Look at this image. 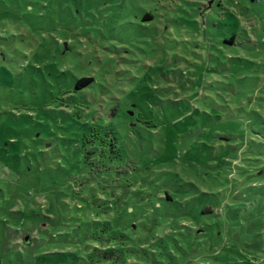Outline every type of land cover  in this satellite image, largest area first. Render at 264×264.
<instances>
[{"label":"rangeland","instance_id":"rangeland-1","mask_svg":"<svg viewBox=\"0 0 264 264\" xmlns=\"http://www.w3.org/2000/svg\"><path fill=\"white\" fill-rule=\"evenodd\" d=\"M0 264H264V0H0Z\"/></svg>","mask_w":264,"mask_h":264},{"label":"trees","instance_id":"trees-1","mask_svg":"<svg viewBox=\"0 0 264 264\" xmlns=\"http://www.w3.org/2000/svg\"><path fill=\"white\" fill-rule=\"evenodd\" d=\"M147 19H154V15L153 14H151V13H147V15L145 16ZM95 82V78H93V77H82V78H80V79H78L77 81H75V82H73V78H72V80H71V84H70V86H68V88H67V90H69V89H75V91H77V92H79V91H82V90H84V89H86L87 87H89V86H91L93 83ZM55 89H56V87H54ZM58 89V88H57ZM60 90L61 89H64V88H59ZM60 92H62V91H60ZM115 111H117L116 109H115ZM114 111V112H115ZM126 114V113H125ZM127 115V117H128V120H131V117H130V115H128V113L126 114ZM97 126V125H96ZM96 126H94V124H90V126L88 125V124H85L84 126H82L83 128L82 129H84V127H86V129H87V131H85L84 133H83V135H82V137H81V139H80V146L82 147V151L84 152V154H85V156H84V158L87 160V157H86V153H85V148H84V146H85V144H88L89 142H94L95 141V138H100V129H98L99 127H96ZM81 129V130H82ZM76 141H78V139L76 140ZM87 164H89L88 163V161H87ZM95 168V167H94ZM98 172L99 173H104V174H106V172H104L102 169H99L98 170ZM108 173V172H107ZM146 183H148V182H146ZM148 186V185H147ZM159 198V197H158ZM143 199H145V197H143ZM161 200H166V201H168V202H174L175 201V199L170 195V194H168V193H166L165 194V197L164 198H160ZM207 212H209L211 215H214V216H216L217 217V213H216V210H214L213 208H211V207H206V208H204L203 209V214L205 215V214H207ZM86 214H87V210H86ZM118 218V217H117ZM114 221L116 220V218H114L113 219ZM84 221V220H83ZM78 222H80V220H78ZM111 220L109 221H105V222H101V221H98V220H95V221H93V222H90V221H87V222H85V224L83 223V225L82 226H80V225H78L77 227H78V229L79 230H81L82 231V234H77L79 237H82V238H86L85 240H90V239H97V240H104V239H112L111 237L110 238H105V237H107L106 235L107 234H109L110 233V228H111ZM88 225V227L90 228V227H94L95 228V230H96V234H92V235H89L88 233L87 234H85V235H83V230L85 231L86 230V228H85V226H87ZM76 227V228H77ZM76 228H74V229H72L70 232H67V233H63V234H61V235H63V236H65V237H69L70 235H73V232H74V230L76 229ZM207 230L209 229V228H207V227H205ZM132 229V228H131ZM131 229H130V231H131ZM58 231V230H57ZM134 231V230H133ZM209 231V230H208ZM59 232H61V230L59 231ZM87 232H89L90 234H91V232H90V230H88ZM132 232V231H131ZM121 233V232H120ZM211 233H213V232H211ZM221 233V232H220ZM102 234L104 235V237H98V235H101L102 236ZM106 234V235H105ZM119 235V234H118ZM123 235H126L125 233L123 234ZM123 235L121 236V237H119V238H117V239H114L115 241L116 240H120V239H122V237H123ZM127 236V235H126ZM98 237V238H97ZM128 238H130L131 239V235H129V236H127ZM113 240V239H112ZM111 240V241H112ZM166 247V246H165ZM131 248H134L133 247V245H131ZM120 250V249H119ZM126 251L125 250H120V253H122V254H124ZM116 256H118V257H120V256H122V255H120V254H118V255H116Z\"/></svg>","mask_w":264,"mask_h":264}]
</instances>
